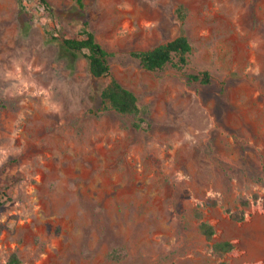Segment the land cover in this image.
Masks as SVG:
<instances>
[{
    "label": "rangeland",
    "instance_id": "374dc122",
    "mask_svg": "<svg viewBox=\"0 0 264 264\" xmlns=\"http://www.w3.org/2000/svg\"><path fill=\"white\" fill-rule=\"evenodd\" d=\"M24 2L26 34L17 0H0V263L264 264V0H85L142 129L95 115L106 79L47 38V24L75 36L80 23ZM181 31L195 46L182 69L129 54ZM203 71L209 83L188 78ZM221 240L234 248L214 252Z\"/></svg>",
    "mask_w": 264,
    "mask_h": 264
},
{
    "label": "trees",
    "instance_id": "16d2710c",
    "mask_svg": "<svg viewBox=\"0 0 264 264\" xmlns=\"http://www.w3.org/2000/svg\"><path fill=\"white\" fill-rule=\"evenodd\" d=\"M42 7L40 16H48L57 19L62 23L64 20H70L80 23V29L75 36H66L63 33H57L55 25H45L47 38L56 42L68 52L82 56L87 65V70L93 80L106 79V83L98 93V115L99 110H112L120 115L132 117L131 126L135 129H142L145 119L141 116V107L138 102L137 94L119 81L113 74L110 57L112 52L109 51L96 37L95 32L91 29L90 22L85 11V0H72L74 9L69 12L55 10L49 0H36ZM188 9L183 3H179L176 8L181 21H184ZM31 15L24 0H17V19L20 32L26 34L32 27ZM195 52V46L189 37L182 31L173 38L161 42L155 46L144 49H132L129 54L135 58L140 66L147 70H159L170 65L177 69L184 68L190 56ZM188 78L203 83L210 82L208 71L201 73H192ZM10 198L0 199V206L5 204ZM200 232L207 240H211L215 233L214 227L207 221L199 223ZM234 244L230 240H221L212 244V249L216 253L231 251ZM20 258L16 253H12L9 258L0 264H19Z\"/></svg>",
    "mask_w": 264,
    "mask_h": 264
}]
</instances>
